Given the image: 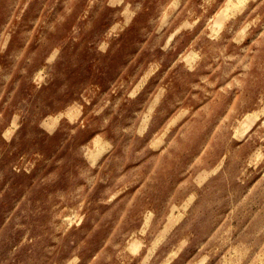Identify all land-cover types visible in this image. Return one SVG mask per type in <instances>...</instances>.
Here are the masks:
<instances>
[{
    "label": "clouds",
    "instance_id": "1",
    "mask_svg": "<svg viewBox=\"0 0 264 264\" xmlns=\"http://www.w3.org/2000/svg\"><path fill=\"white\" fill-rule=\"evenodd\" d=\"M0 264H264V0H0Z\"/></svg>",
    "mask_w": 264,
    "mask_h": 264
}]
</instances>
